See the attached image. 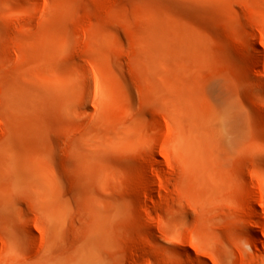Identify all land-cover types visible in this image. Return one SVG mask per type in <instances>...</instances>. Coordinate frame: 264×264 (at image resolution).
Here are the masks:
<instances>
[{
	"label": "rangeland",
	"instance_id": "1",
	"mask_svg": "<svg viewBox=\"0 0 264 264\" xmlns=\"http://www.w3.org/2000/svg\"><path fill=\"white\" fill-rule=\"evenodd\" d=\"M0 35V264H264V0H0Z\"/></svg>",
	"mask_w": 264,
	"mask_h": 264
},
{
	"label": "bare ground",
	"instance_id": "2",
	"mask_svg": "<svg viewBox=\"0 0 264 264\" xmlns=\"http://www.w3.org/2000/svg\"><path fill=\"white\" fill-rule=\"evenodd\" d=\"M0 39L2 40L1 35H0ZM234 46L237 49H239L240 54H241V60L243 62H248L250 60V58L247 56V54L244 52V50L241 48V46L236 42L234 43ZM244 75L249 76V71L247 69L244 70ZM258 143L259 142L257 141V139H253V145H258ZM58 151H59V149H58ZM239 169L243 170V168H241V167ZM254 214L257 216H260L259 212L256 210H254ZM251 227L255 230V232H259V226L258 225H252Z\"/></svg>",
	"mask_w": 264,
	"mask_h": 264
}]
</instances>
